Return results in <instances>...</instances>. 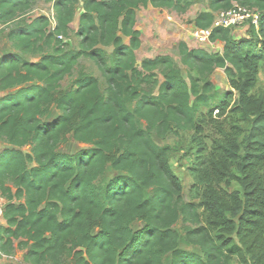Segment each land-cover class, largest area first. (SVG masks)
<instances>
[{
	"label": "trees",
	"instance_id": "16d2710c",
	"mask_svg": "<svg viewBox=\"0 0 264 264\" xmlns=\"http://www.w3.org/2000/svg\"><path fill=\"white\" fill-rule=\"evenodd\" d=\"M44 1L54 4L56 26L40 17L12 30L21 53L0 59V142L8 145L0 153V261L19 250L28 264H264V0H209L195 20L202 31L235 5L257 9L260 23L249 26L254 38L214 30L223 53L181 42L189 80L169 55L139 64L136 23L141 8L185 14L195 0ZM34 4L0 0V27ZM80 6L82 42L69 50L60 38ZM102 47L114 48L111 64ZM81 58L97 62L106 91L86 72L63 89ZM218 69L231 91L216 90ZM54 108L60 115L50 118ZM179 131L193 132L196 147L189 203L170 148L155 141ZM69 136L89 148L59 152ZM109 169L118 175L106 183ZM181 219L201 253L182 248Z\"/></svg>",
	"mask_w": 264,
	"mask_h": 264
},
{
	"label": "rangeland",
	"instance_id": "374dc122",
	"mask_svg": "<svg viewBox=\"0 0 264 264\" xmlns=\"http://www.w3.org/2000/svg\"><path fill=\"white\" fill-rule=\"evenodd\" d=\"M34 8L32 11L27 13L18 21L0 27V59L5 54H12V53H21L19 49L15 47V44L10 39L9 35L10 32L20 26L29 25L36 19L40 17H49L53 14V3H47L44 0H34ZM210 10V3L209 0H195V4L187 10L185 14L177 13L173 10H170V14L173 16L172 20L169 21L164 19L163 16H160L158 12L154 11L153 9L143 10L140 9L138 16L140 19V26L143 29V36H142V46L140 50L137 52V59L139 64H141L142 60L148 58H155L160 56L161 53H166L171 56L176 65L182 69L183 76L189 80L188 70L187 68L181 63V57L179 54V44L182 42L181 38L184 36V33L190 35V27L193 25V21L196 20L198 15L202 12H206ZM83 13V8L80 6L78 8L77 16L72 24V30L68 38H60L64 42L68 44L69 50H76L80 49V44L82 42V37L78 36L79 32V22L80 18ZM175 25V26H174ZM251 27L245 28H238L229 30L234 38H254L252 33L250 32ZM184 32V33H183ZM200 37L198 38L200 42L205 44L197 45L194 44L193 48L197 49H204L209 53H217L218 48L214 45V41H209L204 35L199 34ZM125 44H129V39L123 38ZM106 54L107 61L111 64L112 63V53L114 51L113 47H102ZM47 52H50L47 51ZM23 54V53H22ZM24 57L33 62H38L41 59V54H23ZM81 72H86L95 76L99 82L102 91H106L108 88L107 79L103 75L102 71L99 68V65L96 61L88 59V58H81L78 62V65L75 67L73 75L68 76L62 82V87L64 90L70 89L76 80L79 78ZM160 79L162 80V76L160 75ZM211 81L214 83L216 90L220 93L225 91H231V87L229 85L228 78L225 74L224 69H218L217 72L211 76ZM260 88L264 91V70H261L260 73ZM4 93L0 92V97H2ZM237 95L235 94L234 100H237ZM234 105V103H233ZM203 113H207L208 109H202ZM218 112V111H217ZM215 112V116L217 115ZM60 115V112L54 108L52 115L50 118H56ZM145 126L144 123H142ZM193 132L188 131H179L178 134H170L165 141H160L155 139L156 143L161 147H169L170 148V160L171 166L174 170L175 174L181 180L184 186V200L185 202L189 203L193 200L189 195L190 188L192 187L194 180L191 176V168L194 165L195 154H196V147L193 144ZM205 136L211 137L212 134L210 130L205 132ZM8 145L5 143L0 142V153L7 148ZM89 146L81 144L77 142L73 136H69L68 142L61 146L59 152L65 154H76L82 150L88 149ZM31 147H27L24 149L25 152H29ZM118 175L117 172L113 171L112 169L108 170L107 176L105 178L106 183L112 180L114 177ZM4 201V200H3ZM2 201V202H3ZM3 204V203H2ZM0 204V213L3 214V206ZM1 218V216H0ZM2 221H0L1 227ZM189 226V225H188ZM191 226V225H190ZM175 229L181 236V243L182 248L187 251H192L196 253H201V251L193 247L189 244L187 240V229L186 224L181 219L178 224L175 226ZM24 251L17 250L13 257H3L1 259L0 264L10 263V264H28L24 260Z\"/></svg>",
	"mask_w": 264,
	"mask_h": 264
},
{
	"label": "built area",
	"instance_id": "2783aa9c",
	"mask_svg": "<svg viewBox=\"0 0 264 264\" xmlns=\"http://www.w3.org/2000/svg\"><path fill=\"white\" fill-rule=\"evenodd\" d=\"M261 13L257 9H251L242 5H235L232 9L218 12L215 16L213 25L208 30L202 31L207 39H210L214 30L224 29L233 30L244 26L259 27ZM52 26H56L55 14L49 16ZM200 32V34H201ZM2 212L0 216H2Z\"/></svg>",
	"mask_w": 264,
	"mask_h": 264
},
{
	"label": "crops",
	"instance_id": "0c3cea01",
	"mask_svg": "<svg viewBox=\"0 0 264 264\" xmlns=\"http://www.w3.org/2000/svg\"><path fill=\"white\" fill-rule=\"evenodd\" d=\"M141 9H143V10H149V9H153L154 11H156V12H158V14L160 15V16H163L164 17V19H166V21H167V19L169 20V21H171L173 18V16L170 14V10H167V9H155V8H152V7H150V8H148V9H145V8H141ZM139 11L140 10H138L137 11V23H136V30H138L139 32H141V40H142V36H143V32H142V28H141V26H140V19H139V16H138V13H139ZM53 14H55V12H54V9H53ZM76 16H77V14H76ZM49 18V17H48ZM75 19H76V17H75ZM74 23V22H73ZM72 23V24H73ZM72 24H71V27H72ZM175 26V25H174ZM53 27V26H52ZM245 27H247V26H244V27H242V28H245ZM249 27V26H248ZM238 29V28H237ZM190 30H191V32H190V35H187V34H185L184 32V36H182V38H181V41L182 42H185V43H187L188 44V46L191 48V49H197V48H193V45L194 44H199L200 46L201 45H203V44H205V43H203V42H200L199 41V37H200V32H201V29H199L198 27H197V25H196V23H195V21H193V25H191V27H190ZM210 42H211V40H209ZM215 43H214V45L215 46H217V48H218V52L217 53H223V49H224V44L221 42V41H214ZM198 45V46H199ZM203 49V48H202ZM140 50V49H139ZM138 50V51H139ZM137 51V52H138ZM206 51V50H205ZM160 55H168V54H166V53H161ZM143 61V60H142ZM2 199H0V204H5V201H3ZM2 204V205H3ZM0 221H2V223L3 224H1V226H5L6 225V222H5V220L3 219V217L1 216V218H0Z\"/></svg>",
	"mask_w": 264,
	"mask_h": 264
}]
</instances>
